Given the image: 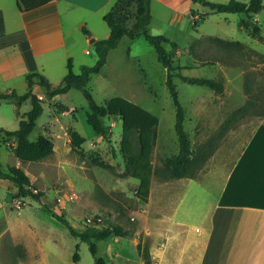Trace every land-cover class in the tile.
<instances>
[{"label": "rangeland", "instance_id": "rangeland-1", "mask_svg": "<svg viewBox=\"0 0 264 264\" xmlns=\"http://www.w3.org/2000/svg\"><path fill=\"white\" fill-rule=\"evenodd\" d=\"M208 1L226 3L229 0ZM192 10L199 16L209 15L200 20ZM153 15L151 34L163 35L177 43L174 61L176 65L189 67L182 71L184 75L221 79L225 86L224 93L217 94L175 78L186 111L184 127L191 144L209 155L196 179H172L164 170L165 161L179 150L175 108L166 86V68L143 37H124L109 52L102 71L92 75L88 88L99 104L123 97L159 117L148 203L137 197L139 182L127 171L121 153V120L106 119L111 141L98 135L87 123L88 103L77 89L53 98L44 87L35 85V93L43 97L44 111L30 139L37 140L43 135L51 138L54 153L41 161L23 164L4 137L0 140V162L4 166L21 167L44 193V202L64 214L78 231L101 229V220L121 225L133 233L142 249L149 250L153 264H162L161 256L169 246L170 250L179 248L175 238L178 233L193 231L194 226L188 225L190 221L196 229L210 225L208 215L223 192L227 175L257 126L264 123V42L256 41L242 27L241 22L248 19L246 14H212L209 7L192 0L180 2L177 10L154 3ZM256 17L264 37V11ZM94 21L90 27L94 35H101ZM99 21L108 28L100 17ZM73 37L68 38V47L76 54L73 71L79 74L83 65L96 64L97 55L80 28ZM212 37L240 41L246 49H224ZM166 48L173 51L169 44ZM59 60L45 72L40 70L55 86L62 83L67 73L68 58L63 57L61 73ZM203 62L212 64L203 65ZM26 89L18 86L17 91L24 94ZM245 104L247 113L223 131L230 114ZM30 109V101L18 106L3 99L0 128L18 129L20 116ZM73 130L86 139L79 152L73 151L70 145ZM131 137L139 151L137 132L133 131ZM99 162L111 168L102 167ZM132 237L111 235L96 241L98 252L94 256L89 243L72 236L66 225L46 212L37 200L19 198L13 183L0 179V264H95V257L104 258L108 264H142ZM77 250L79 261L75 262Z\"/></svg>", "mask_w": 264, "mask_h": 264}, {"label": "trees", "instance_id": "trees-1", "mask_svg": "<svg viewBox=\"0 0 264 264\" xmlns=\"http://www.w3.org/2000/svg\"><path fill=\"white\" fill-rule=\"evenodd\" d=\"M20 11H30L47 4L52 0H16ZM194 3H202L210 8L211 13H237L246 14L248 19L242 21V27L253 37L264 41L262 28L252 21V18L264 10V0H250L244 3L238 0H229L226 3H214L208 0H192ZM152 0H116L110 11L104 15L103 19L110 29V35L106 39H98L93 43L94 51L97 55V61L94 66L83 65L81 72L76 74L73 71V61L68 60L67 73L62 83L58 86L52 84L42 73L35 72L26 75L28 90L24 94L16 91L0 94V106L3 99L10 100L16 105H21L26 101L31 102V109L20 116L19 127L16 130L0 128V140L4 137L10 142V148L21 163H30L41 161L54 153V142L47 136H40L37 140H31L30 135L36 127L37 120L43 114L44 108L42 99L33 92L34 85H40L46 89L47 95L55 97L65 94L72 89L81 91L87 100L89 113L87 114V123L93 130L104 139L111 141L110 126L106 124L107 118H119L122 122L121 153L127 165V171L139 183L136 189V195L144 203H148L152 178V153L157 138V126L159 117L146 110L140 105L123 97H114L105 104H99L93 97L88 88V82L92 75L102 71L107 63L110 50L118 47L124 37L136 39L143 37L150 43L156 51L158 61L166 68L167 78L166 86L169 91L172 103L175 108L176 124L179 150L178 153L168 158L164 163V170L172 179H196L203 166L206 164L209 155L203 149H195L190 140L189 133L185 130L184 122L186 111L182 105L175 78L181 79L193 85L209 88L217 94H223L225 90L221 79H211L205 77H190L184 75L182 71L189 67H182L175 64L174 56L177 54V43L170 41L163 35H152L150 33V22ZM192 14L197 12L192 10ZM209 15H200V20H205ZM84 34L90 36L91 33L83 27ZM215 43L227 50L242 51L246 45L240 41L225 40L222 38H211ZM171 45L173 51H168L166 46ZM212 64L203 62V65ZM247 92H250L249 84L245 85ZM247 113V105L233 111L223 124V131L231 128L232 124ZM138 134L139 151H136L132 141V132ZM85 138L77 131L73 130L70 134V145L73 151L79 152V148L85 142ZM99 165L105 168H111L110 165L99 162ZM0 179L9 180L18 189L19 198H31L37 200L43 209L50 213L66 225L70 234L79 238L90 245V250L94 256L98 252L96 241L104 240L111 235L117 237H132L130 230L121 225L105 223L101 220L103 227L94 232L78 231L64 214L58 213L46 204L43 200L44 193L31 182L30 177L21 168L15 165L4 166L0 162ZM100 223V224H101ZM99 224V225H100ZM78 248V246H77ZM138 251L144 264H153L152 256L147 248L142 249L139 243ZM74 261H79L78 250L74 255ZM95 264H108L102 257H95Z\"/></svg>", "mask_w": 264, "mask_h": 264}, {"label": "crops", "instance_id": "crops-1", "mask_svg": "<svg viewBox=\"0 0 264 264\" xmlns=\"http://www.w3.org/2000/svg\"><path fill=\"white\" fill-rule=\"evenodd\" d=\"M115 1L52 0L30 11H20L16 0H0V94L18 93V86H25L27 91L26 75L45 72L58 58L60 73L63 57L74 62L76 54L68 47V38H74L77 28L89 30L92 36L85 35L92 48L91 39L108 38L110 29L103 17ZM183 1L187 0H152L150 25L154 3L177 10ZM93 20L101 35H94L90 27ZM252 21L261 27L256 15ZM208 218L210 225H199L200 229L190 221L193 231L178 233L175 238L179 248L170 250L169 246L161 256L162 264H264V123L257 126L227 175L223 192ZM132 239L137 247L139 242ZM137 253L144 264L138 248Z\"/></svg>", "mask_w": 264, "mask_h": 264}, {"label": "water", "instance_id": "water-1", "mask_svg": "<svg viewBox=\"0 0 264 264\" xmlns=\"http://www.w3.org/2000/svg\"><path fill=\"white\" fill-rule=\"evenodd\" d=\"M95 42V39L93 38V39H91V43H94Z\"/></svg>", "mask_w": 264, "mask_h": 264}, {"label": "built area", "instance_id": "built-area-1", "mask_svg": "<svg viewBox=\"0 0 264 264\" xmlns=\"http://www.w3.org/2000/svg\"><path fill=\"white\" fill-rule=\"evenodd\" d=\"M43 97H40V99H42Z\"/></svg>", "mask_w": 264, "mask_h": 264}]
</instances>
